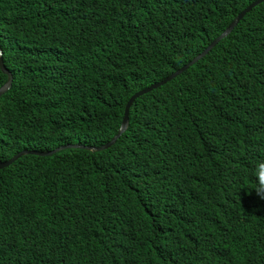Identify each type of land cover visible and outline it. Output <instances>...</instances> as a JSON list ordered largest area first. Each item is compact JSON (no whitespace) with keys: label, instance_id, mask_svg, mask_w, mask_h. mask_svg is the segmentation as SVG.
<instances>
[{"label":"trees","instance_id":"trees-1","mask_svg":"<svg viewBox=\"0 0 264 264\" xmlns=\"http://www.w3.org/2000/svg\"><path fill=\"white\" fill-rule=\"evenodd\" d=\"M256 1L0 0V159L108 144ZM262 164L264 4L111 148L0 169V264H264Z\"/></svg>","mask_w":264,"mask_h":264},{"label":"water","instance_id":"water-1","mask_svg":"<svg viewBox=\"0 0 264 264\" xmlns=\"http://www.w3.org/2000/svg\"><path fill=\"white\" fill-rule=\"evenodd\" d=\"M264 4V0H258L256 2H254L253 4H251L250 6H248L246 9H244L238 17H236L231 24L226 28V30L219 36L217 37L207 48H205V50L199 54L197 57H195L192 61L188 62L186 65L180 67L179 69H177L173 74L170 75L169 78H167L166 80L154 84L153 86L149 87V88H145L144 90L139 91L138 93L134 94L125 109V113H124V118L121 124V129L119 131V133L114 136L111 141L104 145V146H100V147H94V146H86V145H81V144H70V145H65L62 146L60 148H56V149H52L49 151H39V150H32V149H24L20 152H18L16 155H14L11 159L7 160V161H2L0 159V169H4V168H8L10 166L11 163H13L15 160H17L19 157H21L22 155L31 153V154H36V155H51L57 151L63 150V149H87V150H91V151H102L108 148H111L116 141L121 137L122 134H124L129 126V112L130 109L134 103L135 100H137L138 98L144 96L147 93L152 92L155 89H158L164 85H166L167 83L171 82L173 79H175L176 77H178V75L182 72H184L187 68H189L191 65L195 64L197 61H199L200 59H202L205 55H207L209 53V51L214 48L221 40H223L224 38H226L228 35L231 34V32L234 30V28L236 26L239 25V22L248 14L250 13L255 7L260 6ZM0 67L3 71L4 74L7 75L8 77V82H6V84L4 86H2L0 88V97L5 94L11 87H12V83H13V75L12 73L6 69L5 65H4V60H3V53H2V49L0 48Z\"/></svg>","mask_w":264,"mask_h":264},{"label":"clouds","instance_id":"clouds-1","mask_svg":"<svg viewBox=\"0 0 264 264\" xmlns=\"http://www.w3.org/2000/svg\"><path fill=\"white\" fill-rule=\"evenodd\" d=\"M257 176L259 183L255 187V191L259 198L264 199V164L259 166Z\"/></svg>","mask_w":264,"mask_h":264}]
</instances>
